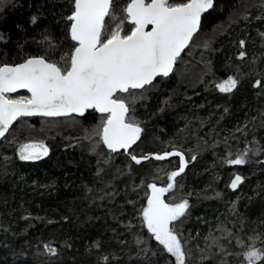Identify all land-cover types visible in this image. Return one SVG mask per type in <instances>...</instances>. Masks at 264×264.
I'll return each instance as SVG.
<instances>
[{
    "label": "trees",
    "instance_id": "obj_1",
    "mask_svg": "<svg viewBox=\"0 0 264 264\" xmlns=\"http://www.w3.org/2000/svg\"><path fill=\"white\" fill-rule=\"evenodd\" d=\"M67 3L68 0H0V35L4 37L0 39V63H19L28 54L43 53L45 47L38 41L45 34L63 43L65 30L60 15L66 14ZM261 3L262 0H215V8L203 17L202 36H215L211 48L203 53L204 59L211 61L203 80H197L204 68L202 50L194 48L183 54L187 63L180 62L169 78H160L149 98L137 105L144 132L139 147L134 146L135 152L164 151V142L172 137L171 143L182 147L191 161L185 173L177 177L174 190L177 198L192 193L188 197L189 215L180 229L184 238L189 234L192 237L189 244L193 258L189 264H219V257L197 260L195 247L205 246L203 237L218 223L233 232L239 229L245 242L253 232L264 233V163H260L264 152L242 166L222 162L229 150L234 158L253 137L264 148V83L253 87L257 78L264 82ZM245 6L248 20L239 18ZM233 9L236 14L230 19ZM33 15L37 17L35 23L31 21ZM124 26L127 28V22ZM240 39L246 41L243 49L238 44ZM241 50L246 55L238 58ZM48 54L58 58L59 50H49ZM230 74L240 81L231 94L220 93L215 83L208 85ZM162 102L163 111H157ZM246 120V135L233 131ZM94 122L88 116L83 124L90 126ZM178 129L185 131L178 133ZM30 139L43 140L49 148L48 155L21 161L15 149ZM87 149L81 125L70 119H19L11 127L0 142V264H145L136 254L135 234H146V229L132 219L135 212L128 203L136 201L138 209L137 194L142 200L143 188L133 190V183L140 184L143 177L146 183L154 178L158 185L166 184L167 172L178 166V157L141 162L143 167L132 162V173L125 171L121 176L115 172L116 167L123 169L125 160L120 156L112 162V168L98 175L97 157ZM235 172L244 180L233 190L227 184ZM179 184L184 185L183 189ZM217 191L220 197L215 195ZM170 195L171 191L165 198ZM233 207L235 212L230 210ZM130 219L131 229L127 227ZM94 241L99 247L93 246ZM45 242L56 247L58 253H43ZM151 244L155 246L156 242ZM229 247L232 252L241 251L234 239ZM225 259L238 264L241 257L230 255Z\"/></svg>",
    "mask_w": 264,
    "mask_h": 264
},
{
    "label": "snow or ice",
    "instance_id": "obj_2",
    "mask_svg": "<svg viewBox=\"0 0 264 264\" xmlns=\"http://www.w3.org/2000/svg\"><path fill=\"white\" fill-rule=\"evenodd\" d=\"M247 7L239 13V18L249 19ZM261 7L264 8V0ZM214 8L215 0H119V3L117 0H68L66 14L62 12L60 15L65 30L63 43H57L45 34L38 41L45 47L43 53L28 54L19 63H0V137H6L17 118L63 117L81 125L83 139L88 141L87 150L97 157L98 175L105 168H112V162L120 156L125 160L123 169L116 167L115 172L121 176L125 171L132 173V162L143 167L141 162L178 157V166L167 172L166 184L158 185L154 178L153 182L146 183L143 177L140 184L133 183V190L143 188L142 200L137 194L139 208L135 207L136 201L129 200L128 203L133 205L135 212L132 219L138 221L141 229H146V234L143 231L135 234L136 254L145 264H189L193 258L189 244L191 234L184 238L180 230L189 215L188 197L192 193L187 192L177 198L174 192L177 177L185 173L186 165L191 161L186 159L182 147L171 143L172 137L169 142H164V151L135 152L144 132V121L137 115V105L149 98L160 78H169L180 62L187 63L183 54L194 48L202 50L204 68L197 80H203L211 64L210 60L204 59L203 53L211 48L215 36H202V14ZM235 14L236 9H233L230 19ZM36 20L33 15L31 21L35 23ZM223 28V25L219 26L220 31ZM216 29L214 26V31ZM260 35L264 37V33ZM0 39L4 37L0 35ZM245 43L244 39L238 41L241 49ZM57 49L58 58L48 54L49 50L55 53ZM245 55L241 50L238 58ZM239 82L235 75L230 74L226 79L209 81L208 85L215 83V89L220 93L231 94ZM262 83L257 78L253 87ZM17 89H25L28 94L10 95ZM163 107L162 102L157 111H163ZM261 115L264 116V112ZM88 116L95 121L90 126L83 124ZM247 124L246 120L233 131L246 135ZM187 127L185 125V129ZM185 129L177 132L182 133ZM169 147L171 150H167ZM15 152L21 161H32L47 156L49 148L43 140L30 139L19 143ZM261 152L264 148L253 137L252 141L245 143L243 150L235 153L234 158L229 150L222 162L229 166H242ZM195 159L193 152L191 160ZM155 170L159 171V168ZM243 180L244 176L235 172L227 187L235 190ZM179 187L183 189L184 185L179 184ZM170 191L171 195L165 198ZM215 195L220 197L222 194L217 191ZM231 203L234 205L235 201ZM230 210L235 212L234 207ZM132 219L127 224L129 229L133 227ZM233 239L241 251H231L229 244ZM203 240V248L199 244L195 246L197 260L219 257V264H233L225 258L235 255L241 257L238 264H264V233L253 232L245 242L239 229L233 232L218 223L215 229H209ZM151 241L156 242L155 246ZM93 246L99 247L95 241ZM43 253L55 255L58 249L45 242ZM101 259L107 257L102 256Z\"/></svg>",
    "mask_w": 264,
    "mask_h": 264
},
{
    "label": "water",
    "instance_id": "obj_3",
    "mask_svg": "<svg viewBox=\"0 0 264 264\" xmlns=\"http://www.w3.org/2000/svg\"><path fill=\"white\" fill-rule=\"evenodd\" d=\"M212 10V9H211ZM211 10H208L205 14H202L203 15V17L206 15V14H208ZM172 73H170V75H171ZM169 75V76H170ZM18 93H25V94H28L27 93V90H25V89H17L16 90V92H14V93H11L10 95H16V94H18ZM89 111H91V110H89ZM29 118H42V117H40V116H31V117H22V118H17V120L16 121H13V125L19 120V119H29ZM63 117H61V118H43V119H62ZM13 125H11L10 126V129H11V127L13 126ZM8 133H6V135H7ZM3 138H5V137H0V142L3 140ZM169 158H171V157H168V158H166V159H169Z\"/></svg>",
    "mask_w": 264,
    "mask_h": 264
},
{
    "label": "rangeland",
    "instance_id": "obj_4",
    "mask_svg": "<svg viewBox=\"0 0 264 264\" xmlns=\"http://www.w3.org/2000/svg\"><path fill=\"white\" fill-rule=\"evenodd\" d=\"M165 196H166V194H165Z\"/></svg>",
    "mask_w": 264,
    "mask_h": 264
}]
</instances>
